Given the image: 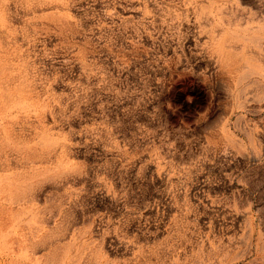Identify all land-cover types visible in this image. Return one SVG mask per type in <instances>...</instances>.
Instances as JSON below:
<instances>
[{
	"label": "rangeland",
	"instance_id": "374dc122",
	"mask_svg": "<svg viewBox=\"0 0 264 264\" xmlns=\"http://www.w3.org/2000/svg\"><path fill=\"white\" fill-rule=\"evenodd\" d=\"M41 1L0 0V264H264V0Z\"/></svg>",
	"mask_w": 264,
	"mask_h": 264
},
{
	"label": "bare ground",
	"instance_id": "6f19581e",
	"mask_svg": "<svg viewBox=\"0 0 264 264\" xmlns=\"http://www.w3.org/2000/svg\"><path fill=\"white\" fill-rule=\"evenodd\" d=\"M33 1H34V0H33ZM42 1H43V0H42ZM42 1H41V2H42ZM57 1H58V0H57ZM122 1H123V0H122ZM127 1H128V0H127ZM186 1H187V0H186ZM204 1H205V0H204ZM206 1H208V0H206ZM38 2H39V1H38ZM41 2H40V3H41ZM48 2H49V1H48ZM53 2H54V1H53ZM109 2H110V1H109ZM162 2H163V1H162ZM162 2H161V4H162ZM165 2H166V1H165ZM183 2H184V1H183ZM32 3H33V2H32ZM57 3H58V2H57ZM117 3H119V2H117ZM124 3H125V2H124ZM147 3H149V1H148ZM147 3H146V4H147ZM154 3H155V2H154ZM163 3H164V2H163ZM200 3H201V2H200ZM47 4H48V3H47ZM120 4H121V3H120ZM126 4H127V3H126ZM126 4H125V6H126ZM146 4H145V5H146ZM167 4H168V3H167ZM169 4H170V3H169ZM185 4H186V3H185ZM188 4H189V3H188ZM28 5H29V4H28ZM32 5H33V4H32ZM36 5H37V4H36ZM36 5H35V6H36ZM38 5H39V4H38ZM53 5H54V4H53ZM61 5H62V4H61ZM63 5H65V4H63ZM150 5H151V2H150ZM177 5H178V4H177ZM0 6H1V5H0ZM114 6H115V5H114ZM132 6H133V5H132ZM156 6H157V5H156ZM178 6H179V5H178ZM184 6H185V5H184ZM195 6H196V5H195ZM216 6H217V5H216ZM31 7H33V6H31ZM37 7H38V6H37ZM39 7H40V5H39ZM56 7H57V6H56ZM61 7H62V6H61ZM119 7H120V6H119ZM126 7H127V6H126ZM129 7H130V6H129ZM149 7H150V6H149ZM157 7H158V6H157ZM164 7H165V5H164ZM174 7H176V6H174ZM179 7L181 8V6H179ZM197 7H198V6H196V8H197ZM226 7H227V6H226ZM109 8H110V7H109ZM111 8H112V7H111ZM133 8H134V7H133ZM144 8H145V7H144ZM152 8H153V7H152ZM152 8H151V9H152ZM191 8H192V7H191ZM194 8H195V7H194ZM3 9H4V8H3ZM54 9H55V8H54ZM60 9H61V8H60ZM107 9H108V8H107ZM116 9H117V8H116ZM138 9H139V8H138ZM159 9H160V8H159ZM167 9H168V6H167ZM187 9H188V8H187ZM128 10H129V9H128ZM168 10H169V9H168ZM170 10H171V9H170ZM197 10H198V8H197ZM105 11H106V10H105ZM114 11H115V10H114ZM120 11H123V10H120ZM126 11H127V10H126ZM139 11H140V10H139ZM142 11H144V10L142 9ZM184 11H185V10H184ZM206 11H208V10H206ZM206 11H205V12H206ZM225 11H226V10H225ZM227 11H228V10H227ZM239 11H240V10H239ZM112 12H113V11H112ZM193 12H194V11H193ZM199 12H200V10H199ZM228 12H230V9H229ZM231 12H233V11H231ZM129 13H130V12H129ZM141 13H142V12H141ZM179 13H180V12H179ZM208 13H209V12H208ZM219 13H221V12H219ZM223 13H224V12H223ZM251 13H253V12H251ZM251 13H250V14H251ZM105 14H106V13H105ZM119 14H120V13H119ZM121 14H122V13H121ZM136 14H137V13H136ZM143 14H144V13H143ZM160 14H161V13H160ZM162 14H163V12H162ZM170 14H171V13H170ZM174 14H175V13H174ZM195 14H196V13H195ZM206 14H207V13H206ZM238 14H239V13H238ZM241 14H242V13H241ZM250 14H249V15H250ZM254 14H255V13H254ZM112 15H113V14H112ZM138 15H139V14H138ZM155 15H156V14H155ZM167 15H168V14H167ZM188 15H189V14H188ZM192 15H194V14H192ZM236 15H237V13H236ZM243 15H244V13H243ZM263 15H264V14H263ZM104 16H105V15H104ZM152 16H154V15H152ZM173 16H174V15H173ZM205 16H206V15H205ZM208 16H209V15H208ZM238 16H239V15H238ZM238 16H237V17H238ZM245 16H246V15H244V17H245ZM110 17H111V16H110ZM117 17H118V16H117ZM120 17H121V16H120ZM126 17H127V16H126ZM126 17H125V18H126ZM131 17H133V16H131ZM136 17H137V16H136ZM157 17H158V16H157ZM160 17H161V16H160ZM162 17H163V16H162ZM175 17H176V16H175ZM197 17H198V16H197ZM203 17H204V16H203ZM235 17H236V16H235ZM248 17H250V16H248ZM251 17H252V16H251ZM256 17H257V16H256ZM111 18H112V17H111ZM113 18H114V17H113ZM138 18H139V17H138ZM184 18H185V17H184ZM195 18H196V16H195ZM224 18H225V17H224ZM119 19H121V18H119ZM174 19H175V18H174ZM212 19H213V18H211V20H212ZM232 19H233V18H232ZM254 19H255V18H254ZM64 20H65V19H64ZM187 20H188V19H187ZM208 20H209V19H208ZM240 20H241V19H240ZM148 21L150 22V20H148ZM161 21H162V20H161ZM182 21H183V20H182ZM182 21H181V22H182ZM191 21H192V20H191ZM193 21H194V20H193ZM200 21H201V20H200ZM202 21H203V20H202ZM225 21H226V20H225ZM244 21H245V20H244ZM256 21H257V20H256ZM155 22H156V21H155ZM157 22H159V21H157ZM162 22H163V21H162ZM172 22H173V21H172ZM176 22H177V21H176ZM181 22H180V23H181ZM231 22H232V21H231ZM233 22H234V21H233ZM238 22H239V21H238ZM174 23H175V22H174ZM197 23H198V22H197ZM206 23H207V22H206ZM212 23H213V22H212ZM225 23H227V22H225ZM245 23H246V22H245ZM67 24H68V23H67ZM150 24H151V23H150ZM184 24H185V23H184ZM189 24H190V23H189ZM195 24H196V23H195ZM207 24H208V23H207ZM210 24H211V23H210ZM166 25H167V24H166ZM186 25H187V24H186ZM201 25H202V24H201ZM205 25H206V24H205ZM67 26H68V25H67ZM175 26H176V25H175ZM178 26H179V25H178ZM215 26H216V24H215ZM255 26H256V25H255ZM159 27H160V26H159ZM172 27H173V26H172ZM176 27H177V26H176ZM176 27H175V28H176ZM179 27H180V26H179ZM179 27H178V28H179ZM195 27H196V26H195ZM197 27H198V26H197ZM250 27H251V26H250ZM217 28H220V27H217ZM188 30H189V28H188ZM191 30H192V29H191ZM207 30H208V29H207ZM215 30H216V28H215ZM215 30H214V31H215ZM181 31H182V30H181ZM185 31H186V30H185ZM194 31H197V30H194ZM199 31H200V30H199ZM209 31H210V30H209ZM211 31H212V30H211ZM219 31H220V29H219ZM197 32H198V31H197ZM216 32H217V31H216ZM220 32H221V31H220ZM220 32H219V33H220ZM162 33H163V30H162ZM191 33H192V32H191ZM217 33H218V32H217ZM219 33H218V34H219ZM205 34H206V33H205ZM209 34H210V33H209ZM189 35H190V34H189ZM215 35H217V34H215ZM192 36H193V35H192ZM206 36H207V35H206ZM206 36H205V37H206ZM187 37H188V35H187ZM216 37H217V36H216ZM216 37H215V38H216ZM184 38H186V37H184ZM189 38H190V37H189ZM211 38H212V36H211ZM211 38H210V39H211ZM200 39H201V38H200ZM175 40H176V39H175ZM185 40H186V39H185ZM191 40H192V38H191ZM215 40H216V39H215ZM178 41H179V40H178ZM207 41H208V40H207ZM211 41H212V40H211ZM171 42H172V41H171ZM174 42H175V41H174ZM183 42H184V41H183ZM194 42H195V41H194ZM213 42H214V41H213ZM213 42H211V44H212ZM232 42H233V41H232ZM263 42H264V41H263ZM175 43H177V41H176ZM191 43H192V42H191ZM215 43H216V42H215ZM171 44H172V43H171ZM178 44H179V43H178ZM182 44H183V43H182ZM193 44H194V43H193ZM199 45H200V44H199ZM208 45H209V44H207V46H208ZM225 45H230V44L228 43V44H225ZM254 45H255V44H254ZM259 45H260V44H259ZM188 46H189V45H188ZM176 47H177V46H176ZM180 47H181V46H180ZM182 47H183V46H182ZM185 47H187V46H185ZM194 47H195V46H194ZM204 47L206 48V46H204ZM214 47H215V46H214ZM238 47H240V46H238ZM192 48H193V47H192ZM195 48H196V47H195ZM226 48H227V47H226ZM235 48H237V47H235ZM187 49H188V48H187ZM190 49H191V48H190ZM237 49H238V48H237ZM232 50H233V49H232ZM246 50H247V49H246ZM249 50H250V49H249ZM196 51H198V50H196ZM235 51H236V50H235ZM258 51H259V50H258ZM185 52H186V51H185ZM191 53H193V52H191ZM249 53H250V52H249ZM251 53H252V52H251ZM193 54H194V53H193ZM237 54H238V53H237ZM224 55H225V54H224ZM233 55H234V54H233ZM252 55H253V54H252ZM214 56H216V55H214ZM241 56H242V55H241ZM227 57H228V56H227ZM219 58H220V57H219ZM251 58H252V57H251ZM222 59H223V58H222ZM263 59H264V58H263ZM261 61H262V60H261ZM243 62H244V61H243ZM213 63H214V62H213ZM215 63H216V62H215ZM211 64H212V63H211ZM216 64H217V63H216ZM21 67H22V66H21ZM21 67H20V68H21ZM209 67H210V66H209ZM235 67H236V66H235ZM237 67H238V66H237ZM14 68H15V66H14ZM14 68H13V69H14ZM18 68H19V66H18ZM24 68H25V67H24ZM215 68H216V66H215ZM230 68H231V67H230ZM239 68H240V67H239ZM241 68H242V67H241ZM5 69H6V68H5ZM221 69H222V68H221ZM221 69H219V70H221ZM16 70H17V69H16ZM21 70H24V69H21ZM81 70H82V69H81ZM81 70H80V71H81ZM219 70H217V71H219ZM227 70H228V69H227ZM82 71H83V70H82ZM258 71H259V70H258ZM18 72H19V71H18ZM23 72H24V71H23ZM78 72H79V71H78ZM215 72H216V71H215ZM15 73H16V72H15ZM220 73H221V72H220ZM8 74H9V72H8ZM26 74H27V73H26ZM28 74H29V73H28ZM263 74H264V73H263ZM0 75H1V74H0ZM19 75H20V74H19ZM81 75H82V74H81ZM222 75H223V74H222ZM234 75H235V74H234ZM5 76H6V75H5ZM5 76H2V77H5ZM16 76H17V75H16ZM23 76H24V75H23ZM228 76H229V75H228ZM8 77H10V76H8ZM24 77H25V76H24ZM27 77H28V76H27ZM31 77H32V76H31ZM33 77H34V76H33ZM80 77H81V76H80ZM232 77H233V75H232ZM25 78H26V77H25ZM28 78H29V77H28ZM98 78H99V77H98ZM98 78H97V79H98ZM219 78H220V77H219ZM229 78H230V77H229ZM8 79H9V78H8ZM35 79H36V78H35ZM81 79H83V78H81ZM87 79H88V78H87ZM231 79H232V78H231ZM231 79L228 80V81L230 82ZM28 80H29V79H28ZM218 80H219V79H218ZM224 80H225V79H224ZM224 80H222V81H224ZM4 81H6V80H4ZM33 81H34V80H33ZM220 81H221V80H220ZM12 82H13V81H12ZM87 82H88V81H87ZM250 82H251V81H250ZM253 82H254V81H253ZM14 83H15V82H14ZM37 83L39 84V82H37ZM223 83H224V82H223ZM8 84H9V83H8ZM226 84H227V83H226ZM3 85H4V84H3ZM260 85H261V84H260ZM1 86H2V85H1ZM224 86H225V85H224ZM242 86H243V85H242ZM253 86H254V85H253ZM9 87H10V86H9ZM36 87H37V86H36ZM225 87H226V86H225ZM249 87H250V86H249ZM11 88H12V87H11ZM17 88H18V87H17ZM259 88H260V87H259ZM30 89H31V88H30ZM34 89H35V88H34ZM256 89H257V88H256ZM43 90H44V89H43ZM33 91H34V90H33ZM249 91H251V89H249ZM30 92H31V91H30ZM37 92H38V91H37ZM39 92H40V91H39ZM99 92H100V91H99ZM251 92H252V91H251ZM43 93L45 94V92H43ZM15 94H16V93H15ZM27 94H28V93H27ZM106 94H107V93H106ZM30 95H31V94H30ZM36 95L38 96V94H36ZM36 95H35V96H36ZM32 96H33V95H32ZM105 97H106V96H105ZM113 97H114V96H113ZM42 98H43V97H42ZM49 98H50V97H48V99H49ZM114 98H115V97H114ZM16 99H17V98H16ZM38 99H39V98H38ZM8 100H9V99H8ZM8 100H7V101H8ZM40 100H42V99H40ZM50 100H51V99H50ZM50 100H49V102H50ZM105 100H106V99H105ZM45 101H46V100H45ZM101 101H102V100H101ZM124 101H125V100H124ZM4 102H5V101H4ZM39 102H40V101H39ZM47 102H48V101H47ZM49 102H48V103H49ZM118 102H119V101H118ZM126 103H127V102H126ZM38 104H39V103H38ZM49 104H50V103H49ZM2 105H3V104H2ZM59 105H60V104H59ZM122 105H123V104H122ZM57 106H58V105H57ZM41 107H42V106H41ZM54 107H56V106H54ZM114 107H115V106H114ZM121 107H122V106H121ZM116 108H117V107H116ZM43 109H44V108H43ZM0 110H1V109H0ZM16 111H17V110H16ZM29 111H30V110H28V112H29ZM39 111H40V110H39ZM49 111H50V110H49ZM52 111H53V110H52ZM4 112H5V111H4ZM9 112H10V110H9ZM19 112H20V110H19ZM34 112H35V111H34ZM40 112H41V111H40ZM45 112H46V110H45ZM2 113H3V112H2ZM21 113H22V112H21ZM37 113H38V112H37ZM42 113L44 114V112H42ZM12 114H14V113H12ZM27 114H29V113H27ZM38 114H39V113H38ZM43 114H42V115H43ZM10 115H11V114H10ZM46 115H47V114H46ZM55 115H56V112H55ZM85 115H86V114H85ZM12 116H13V115H12ZM21 116H22V115H21ZM21 116H20V117H21ZM40 116H41V115H40ZM56 116H57V115H56ZM20 117H19V118H20ZM24 117H25V116H24ZM37 117H38V116H37ZM47 117H48V115H47ZM59 117H60V116H59ZM15 118H16V117H15ZM17 118H18V117H17ZM22 118H23V117H22ZM22 118H21V119H22ZM27 118H28V117H27ZM38 118H39V117H38ZM42 118H43V117H42ZM7 119H8V118H7ZM23 119H24V118H23ZM35 119H36V118H35ZM39 119H40V118H39ZM57 119H58V118H57ZM9 120H10V119H9ZM15 120H17V119H15ZM44 120H45V119H44ZM44 120H43V121H44ZM18 121H20V120H18ZM33 121H34V120H33ZM37 121H38V120H37ZM55 121H56V120H55ZM3 122H4V121H3ZM8 122H9V121H8ZM10 122H12V121H10ZM16 123H17V122H16ZM19 123H20V122H19ZM21 123H22V122H21ZM40 123H41V122H40ZM32 124H33V123H32ZM44 124H45V123H44ZM48 124H49V121H48ZM53 124H54V123H53ZM55 124H56V123H55ZM57 124H58V123H57ZM57 124H56V125H57ZM14 125H15V124H14ZM24 125H25V124H24ZM33 125H34V124H33ZM37 125H38V124H37ZM58 125H59V124H58ZM26 126H27V123H26ZM39 126H40V125H39ZM54 126H55V125H54ZM16 127H17V126H16ZM18 127H19V126H18ZM20 127L22 128V126H20ZM30 127H31V126H30ZM36 127H37V126H36ZM51 127H52V126H51ZM55 127H56V126H55ZM9 128H10V127H9ZM13 128H14V127H13ZM24 128H25V127H24ZM26 128H27V127H26ZM26 128H25V129H26ZM33 128H34V127H33ZM40 128H41V127H40ZM44 128H45V127H44ZM46 128H48V127H46ZM53 128H54V127H53ZM56 128H57V127H56ZM56 128H54V129H56ZM60 128H61V126H60ZM42 129H43V128H42ZM2 130H3V129H2ZM30 130H31V129H30ZM59 130H60V129H59ZM13 131H14V130H13ZM24 131H25V130H24ZM37 131H38V130H37ZM56 131H57V130H56ZM15 132H16V131H15ZM22 132H23V131H22ZM25 132H26V131H25ZM27 132H28V131H27ZM27 132H26V133H27ZM32 132L34 133V130H32ZM1 133H3V132L1 131ZM7 133H8V132H7ZM17 133H18V132H17ZM56 133H57V132H56ZM58 133H59V132H58ZM35 134H36V133H35ZM15 135H16V134H15ZM28 135H29V134H28ZM19 137H20V136H19ZM25 137H26V136H25ZM30 137H31V136H30ZM36 137H37V136H36ZM5 138H6V137H5ZM28 139H29V138H28ZM30 140H31V139H30ZM32 140H33V139H32ZM32 140H31V141H32ZM26 141H27V140H26ZM39 142H40V141H39ZM43 142H44V141H43ZM43 145H44V144H43ZM6 146H7V145H6ZM65 146H66V145H65ZM67 147H68V146H67ZM22 148H23V147H22ZM26 148H27V147H26ZM32 148H33V147H32ZM34 148H35V147H34ZM63 148H64V147H63ZM20 149H21V148H20ZM52 149H53V148H52ZM7 150H8V149H7ZM11 150H12V149H11ZM16 150H17V149H16ZM41 150H42V149H41ZM46 150H47V149H46ZM61 150H62V149H61ZM61 150H60V151H61ZM25 151H26V150H25ZM50 151H51V150H50ZM13 152H14V151H13ZM33 152H34V151H33ZM48 152H49V151H48ZM30 153H31V151H30ZM38 153H40V152H38ZM50 153H51V152H50ZM12 154H14V153H12ZM54 154H55V153H54ZM64 154H65V153H64ZM66 154H67V153H66ZM3 155H4V154H3ZM10 155H11V154H10ZM19 155H20V154H19ZM55 155H56V154H55ZM59 155H60V154H59ZM16 156H17V155H16ZM25 156H26V154H25ZM47 156H48V155H47ZM9 157H10V156H8V159H9ZM11 157H12V156H11ZM56 157H57V156H56ZM112 157H113V156H112ZM6 158H7V157H6ZM25 158H26V157H25ZM43 158H44V157H43ZM54 158H55V157H54ZM28 159H29V158H28ZM37 159H38V158H37ZM34 160H35V159H34ZM64 160H65V159H64ZM68 160H69V159H68ZM14 161H15V158H14ZM14 161H13V162H14ZM20 161H21V160H20ZM45 161H46V160H45ZM113 161H114V160H113ZM13 162H12V164H14ZM16 162H17V161H16ZM28 162H29V160H28ZM54 162H55V161H54ZM7 163H8V162H7ZM25 163H26V162H25ZM57 163H58V162H57ZM10 164H11V163H10ZM17 164H19V163H17ZM44 164H45V163H44ZM35 165H36V164H35ZM55 165H56V164H55ZM115 165H116V164H115ZM5 166H6V165H5ZM15 166H16V165H15ZM28 166H29V165H28ZM117 166H118V165H117ZM146 166H147V165H146ZM157 166H158V165H157ZM157 166H156V167H157ZM20 167H21V166H20ZM34 167H35V166H34ZM36 167H37V166H36ZM161 167H162V166H161ZM9 168H10V167H9ZM24 168H25V167H24ZM24 168H23V169H24ZM62 170H64V169H62ZM147 170H148V169H147ZM152 170H153V169H152ZM60 171H61V170H60ZM64 171H65V170H64ZM150 171H151V170H150ZM167 171H168V170H167ZM167 171H166V172H167ZM58 173H59V172H58ZM169 173H170V172H169ZM169 173H168V174H169ZM24 174H25V173H24ZM34 174H35V173H34ZM71 174H72V173H71ZM78 174H79V173H78ZM164 174H165V173H164ZM5 175H6V173H5ZM30 177H31V176H30ZM33 177H34V176H33ZM156 177H157V176H156ZM156 177H155V178H156ZM23 178H24V176H23ZM42 179H43V178H42ZM62 179H63V178H62ZM70 179H71V178H70ZM58 181H59V180H58ZM58 181H57V183H58ZM104 181H105V180H104ZM99 182H100V180H99ZM3 183H4V182H3ZM42 183H43V182H42ZM60 183H61V182H60ZM0 184H1V183H0ZM7 184H8V183H7ZM39 185H40V184H38V186H39ZM55 185H56V184H55ZM61 185H62V184H61ZM99 185H101V184H99ZM203 185H204V184H203ZM206 185H207V184H206ZM206 185H205V186H206ZM208 185H209V184H208ZM208 185H207V186H208ZM46 186H47V185H46ZM46 186H45V187H46ZM103 186H104V185H103ZM105 186H106V184H105ZM34 187H35V186H34ZM42 187H43V185H42ZM101 188H102V187H101ZM201 188H202V187H201ZM40 189H41V188H40ZM204 189H205V188H204ZM41 190H42V189H41ZM207 191H208V190H207ZM35 192H36V191H35ZM63 192H64V191H63ZM105 192H106V190H105ZM199 192H200V191H199ZM36 193H38V192H36ZM64 194H65V193H64ZM61 195H62V194H61ZM70 195H71V194H70ZM108 195H109V194H108ZM204 195H205V194H204ZM4 196H5V195H4ZM68 196H69V195H68ZM100 196H101V195H100ZM105 196H106V194H105ZM63 197H64V195H63ZM103 197H104V196H103ZM103 197H102V198H103ZM201 197H202V195H201ZM55 198H56V197H55ZM68 198H69V197H68ZM111 198H112V197H111ZM56 199H57V198H56ZM65 199H66V198H65ZM71 199H72V198H71ZM108 199H109V198H108ZM208 199H209V198H208ZM8 200H10V199H8ZM105 200H106V199H105ZM0 201H1V200H0ZM2 201H3V200H2ZM4 201H5V200H4ZM63 201H66V200H63ZM67 201H68V199H67ZM70 201H71V200H70ZM109 201H110V200H109ZM111 201H112V200H111ZM68 202H69V201H68ZM5 203H7V201H6ZM12 203H13V202H12ZM27 203H28V202H27ZM32 203H33V202H32ZM51 203H52V202H51ZM54 203H57V202H54ZM65 203H66V202H65ZM112 203H113V202H112ZM20 204H21V203H20ZM67 204H68V203H67ZM110 204H111V203H110ZM16 205H17V204H16ZM18 205H19V204H18ZM18 205H17V206H18ZM30 205H31V204H30ZM0 206H1V205H0ZM22 206H23V205H22ZM25 206H26V205H25ZM51 206H52V205H51ZM66 206H67V205H66ZM9 207H10V206H9ZM12 207H13V206H11V208H12ZM44 207H45V206H44ZM44 207H43V208H44ZM2 208H3V207H2ZM5 208H7V207H5ZM28 208H29V207H28ZM48 208H49V207H48ZM56 208H57V207H56ZM118 208H120V207L118 206ZM13 209H14V208H13ZM19 209H20V208H19ZM3 210H4V209H3ZM56 210H57V209H56ZM62 210H63V209H62ZM63 211H64V210H63ZM21 212H22V211H21ZM64 212H65V211H64ZM66 212H67V211H66ZM15 213H16V212H15ZM18 213H19V212H18ZM11 214H12V213H11ZM48 214H49V213H48ZM66 214H67V213H66ZM4 215H5V214H4ZM30 215H31V214H30ZM40 215H41V214H40ZM6 216H7V215H5V217H6ZM45 216H46V215H45ZM40 217H41V216H40ZM50 217H51V216H50ZM50 217H48V218H50ZM53 217H54V216H53ZM53 217H52V218H53ZM3 218H4V216H3ZM3 218H2V219H3ZM6 218H7V217H6ZM8 219H9V218H8ZM46 219H47V218H46ZM0 220H1V219H0ZM5 221H6V220H5ZM5 221H4V223H6ZM44 221H45V220H44ZM49 221H50V220H49ZM0 222H1V221H0ZM7 223H8V222H7ZM7 223H6V224H7ZM6 224H5V225H6ZM55 224H56V223H55ZM26 226H27V225H26ZM55 227H56V225H55ZM62 227H63V226H62ZM26 229H27V228H26ZM33 229H34V228H33ZM55 229H57V228H55ZM63 229H64V228H63ZM66 229H67V228H66ZM28 231H29V230H28ZM33 231H34V230H33ZM36 231H37V230H36ZM49 231H50V230H49ZM51 232H52V231H51ZM56 232H57V231H56ZM30 233H31V231H30ZM35 233H36V232H35ZM45 233H46V232H45ZM48 233H49V232H48ZM24 234H25V233H24ZM27 234H28V233H27ZM43 234H44V233H43ZM50 235H51V234H50ZM56 235H57V234H56ZM40 236H41V235H40ZM51 236H52V235H51ZM58 236H59V235H58ZM55 237H56V236H55ZM44 238H45V237H44ZM60 238H61V237H60ZM28 239H30V238L28 237ZM37 239H38V238H37ZM38 240H40V239H38ZM53 240H54V239H53ZM43 241H44V240H43ZM56 242H58V241H56ZM122 242H123V241H122ZM125 243H126V241H125ZM47 244H48V243H47ZM26 245H27V244H26ZM41 245H43V244H41ZM53 245H54V244H53ZM57 245H58V244H57ZM119 245H120V244H119ZM119 245H118V246H119ZM123 245H124V244H123ZM126 245H127V244H126ZM205 245H206V244H205ZM47 247H48V246H47ZM75 247H76V246H75ZM119 247H120V246H119ZM39 248H40V247H39ZM123 248H124V246H123ZM134 248H135V247H134ZM53 249H55V248L53 247ZM119 249H120V248H119ZM132 249H133V248H132ZM141 249H142V248H141ZM20 250H21V249H20ZM38 250H39V249H38ZM76 250H77V249H76ZM62 251H63V250H62ZM128 251H129V250H128ZM135 251H136V250H135ZM145 251H146V250H145ZM58 252H59V251H58ZM129 252H130V251H129ZM125 253H126V252H125ZM136 253H137V252H136ZM136 253H135V254H136ZM72 254H73V253H72ZM82 254H83V253H82ZM143 254H144V253H143ZM31 255H32V254H31ZM49 255H50V254H49ZM64 255H65V254H64ZM85 255H86V254H85ZM85 255H84V256H85ZM138 255H139V254H138ZM138 255H137V256H138ZM141 255H142V254H141ZM144 255H145V254H144ZM47 256H48V254H47ZM78 256H79V255H78ZM137 256H135V258H136ZM140 257H142V256H140ZM8 258H9V257H8ZM58 258H59V257H58ZM60 258H61V257H60ZM86 258H88V257H86ZM130 258H132V257L130 256ZM43 259H44V258H43ZM75 260H76V259H75ZM94 260H95V259H94ZM42 262H43V261H42ZM55 262H56V261H55ZM59 262H60V261H59ZM66 262H67V261H66ZM91 262H92V261H91ZM138 263H139V262H138ZM57 264H58V263H57ZM69 264H70V263H69ZM81 264H82V263H81Z\"/></svg>",
	"mask_w": 264,
	"mask_h": 264
}]
</instances>
